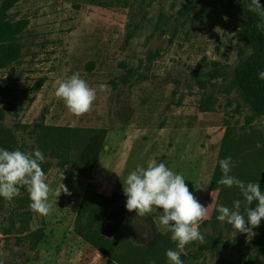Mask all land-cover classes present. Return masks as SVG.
Instances as JSON below:
<instances>
[{"label": "rangeland", "instance_id": "rangeland-1", "mask_svg": "<svg viewBox=\"0 0 264 264\" xmlns=\"http://www.w3.org/2000/svg\"><path fill=\"white\" fill-rule=\"evenodd\" d=\"M250 3L20 0L8 15L13 21H28V26L21 38V60L0 69V87L8 90L0 96V108L6 113L0 120V145L5 135H13V150L34 153L37 124L106 129L105 148L93 169L92 182L100 193L111 196L115 186L123 190L131 171L156 161L183 175L194 197L210 205L199 224L203 240L185 246L180 252L183 264H264V253L257 250L264 222L256 228L248 225L249 232H238L217 220L220 205L234 210V201L241 200L245 219L249 207L237 187L219 183L221 160L231 157L230 174L245 183L259 182L264 191V116L246 123L250 111L232 81L237 66L252 52L240 33ZM156 51L157 58L150 60ZM216 65L220 76L202 87L198 75ZM76 72L97 91L91 109L80 116L71 114L54 95L55 81ZM129 75L134 80L125 84ZM139 76L143 79L135 81ZM101 83L107 86L103 91ZM227 133L235 143L228 145L230 156L223 158ZM6 150L13 151L11 141ZM45 160L52 163L45 173L52 189L48 215L30 210L26 187H19V195L11 201L0 197V264H118L76 230L88 180L74 175V161L67 165L58 155ZM62 183L68 192L61 190L59 197L56 190ZM126 200L119 199L99 218L104 233H114L127 215H133ZM161 212L153 207L149 213L158 230L171 236L159 222ZM11 215L16 222L12 233ZM134 217L132 239L140 243L152 239L149 232L140 236L144 226ZM39 229L45 237L33 248L30 233ZM209 236L221 241L220 248L200 252Z\"/></svg>", "mask_w": 264, "mask_h": 264}, {"label": "trees", "instance_id": "trees-1", "mask_svg": "<svg viewBox=\"0 0 264 264\" xmlns=\"http://www.w3.org/2000/svg\"><path fill=\"white\" fill-rule=\"evenodd\" d=\"M19 1L4 0L0 4V69H6L18 63L23 55L21 38L27 29L28 21H13L8 15V12ZM260 2L264 5V0H260ZM191 10V8L187 9L185 11L186 14H189ZM258 24H264V19L257 12L248 11V17L242 25L240 33L250 45L252 52L237 66L235 76L232 79L233 88L238 89L241 99L250 111L246 116V123L248 125L264 116V80H261L258 75L259 72L264 71V30L258 28ZM158 54V51L151 53L150 60L157 58ZM219 76V68L216 65L215 70L200 73L197 79L202 87H206L209 82ZM202 77H206V80H202ZM142 79L143 77L139 76L135 81ZM133 80L132 75L123 79L125 84H131ZM7 91V89L0 87V96L6 95ZM5 117V110L0 108V120H4ZM36 127H38V130L35 131L34 135L36 136L37 146L33 149L41 151L44 157L58 155L60 162H64L67 165L74 161L77 168L74 175L88 180L75 225L76 230L81 232V236L118 264H150L152 261L155 264H169L166 252L168 249L178 250L177 242H174L170 235L166 236L158 230L156 221L150 213H146L144 216H138L133 211V215H127L111 237H106L102 234V230L98 224L99 218L105 217L108 213V208L118 202L119 199H127L126 196H121L117 191H114L111 196L102 194L99 192L98 185L92 182L93 169L99 160L101 151L105 148L107 130L85 128L65 129L54 126L45 127L43 124H37ZM10 141L11 150H13V146L15 145V137L13 135H5L0 149L9 148ZM233 143H235L234 138L232 136L230 137L227 133L224 139L221 157L230 156V148L227 149V147ZM60 150H63L62 154H58ZM51 165L52 163L45 159L41 162L44 173H46V170ZM211 190H214V182L211 184ZM26 200L30 201L29 195ZM255 206L256 202L249 205V207ZM134 214L138 216L139 221L144 226L138 232L139 234L140 232L142 233L140 236L146 237L150 233L153 235L149 241L140 243L132 239L133 234L131 231L134 230L131 228V224L135 220ZM14 218L11 215V233L16 228ZM263 222L264 220L260 224ZM30 234L32 235L30 243L33 248H37L45 237L44 230L39 229ZM257 245L258 252L264 253V226L257 240ZM220 246V240L214 236H209L206 242L199 246L198 250L205 252L212 249H219ZM180 258L185 259L181 254Z\"/></svg>", "mask_w": 264, "mask_h": 264}, {"label": "clouds", "instance_id": "clouds-1", "mask_svg": "<svg viewBox=\"0 0 264 264\" xmlns=\"http://www.w3.org/2000/svg\"><path fill=\"white\" fill-rule=\"evenodd\" d=\"M264 5L260 0H251L250 12H257L264 19ZM264 30V24H258ZM259 78L264 80V71L259 72ZM54 95L61 99L68 111L76 116L88 112L96 100L97 91L81 78L76 72L65 80L57 79ZM106 84L101 83L99 89L103 91ZM45 157L38 149L34 153H24L20 150L9 151L0 149V197L13 200L19 195V187H26L29 193L31 211L48 215L51 205L48 203L52 191L46 183L45 173L41 167ZM222 171L221 185L239 189L247 205L256 202L255 207H246L245 215L241 213V200L234 201V210L227 206L217 207V220L227 222L238 232H249L264 220V191L259 182L245 183L231 175L234 167L231 157L219 162ZM124 194L127 197L126 209L135 211L138 216H144L153 207L162 209L159 222L171 232V239L177 242V249H168L166 256L169 264H183L180 259L186 245L196 240H203L199 224L207 217L209 206L202 205L189 190L183 175L169 169L164 162L149 161L147 167L138 166L131 171L124 181ZM61 190L68 189L62 183L56 190L60 197ZM150 264H155L154 261Z\"/></svg>", "mask_w": 264, "mask_h": 264}, {"label": "crops", "instance_id": "crops-1", "mask_svg": "<svg viewBox=\"0 0 264 264\" xmlns=\"http://www.w3.org/2000/svg\"><path fill=\"white\" fill-rule=\"evenodd\" d=\"M114 191H117V192H119L120 194H122V193H124V191L121 189V188H119V186H115V187H112V193L114 192ZM105 194V193H104ZM105 195H109V193H107V194H105ZM110 196V195H109ZM156 221V220H155Z\"/></svg>", "mask_w": 264, "mask_h": 264}, {"label": "water", "instance_id": "water-1", "mask_svg": "<svg viewBox=\"0 0 264 264\" xmlns=\"http://www.w3.org/2000/svg\"><path fill=\"white\" fill-rule=\"evenodd\" d=\"M102 234L104 235V236H106V237H109V236H112V232L110 233V232H108V233H104L103 231H102Z\"/></svg>", "mask_w": 264, "mask_h": 264}]
</instances>
